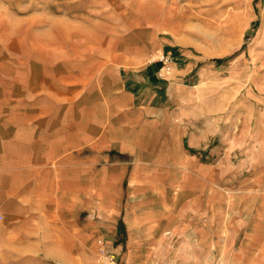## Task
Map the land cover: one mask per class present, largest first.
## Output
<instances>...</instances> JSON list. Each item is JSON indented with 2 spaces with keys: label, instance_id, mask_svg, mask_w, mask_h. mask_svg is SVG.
Returning a JSON list of instances; mask_svg holds the SVG:
<instances>
[{
  "label": "crops",
  "instance_id": "1",
  "mask_svg": "<svg viewBox=\"0 0 264 264\" xmlns=\"http://www.w3.org/2000/svg\"><path fill=\"white\" fill-rule=\"evenodd\" d=\"M172 15L160 0L30 15L23 73L0 71V251L92 264L102 240L109 264H206L219 220L220 242L247 227L234 257L264 264V128L219 115Z\"/></svg>",
  "mask_w": 264,
  "mask_h": 264
},
{
  "label": "rangeland",
  "instance_id": "2",
  "mask_svg": "<svg viewBox=\"0 0 264 264\" xmlns=\"http://www.w3.org/2000/svg\"><path fill=\"white\" fill-rule=\"evenodd\" d=\"M160 1L171 8L170 21L180 23L179 41L201 62L199 67L207 69L203 82L207 90L219 97V115L236 114L241 135L264 128V29H258L264 18V0ZM49 4H55V0H0L1 72L7 73L15 62L16 73H23L29 53L26 42L39 40V29H26L25 25L30 23L27 20L32 13H39ZM163 68L161 63L159 77ZM215 225L214 222L209 226L206 264H248V258L233 256L243 244L247 227L234 235L233 227L225 226L224 240L220 242L215 231H219V220ZM231 235L234 241L230 240ZM195 253L199 254V250ZM5 254L9 257L2 256ZM26 255L29 252L25 249L0 251V264H67L60 258ZM98 259L94 254L92 264ZM192 261L205 264L199 257Z\"/></svg>",
  "mask_w": 264,
  "mask_h": 264
},
{
  "label": "built area",
  "instance_id": "3",
  "mask_svg": "<svg viewBox=\"0 0 264 264\" xmlns=\"http://www.w3.org/2000/svg\"><path fill=\"white\" fill-rule=\"evenodd\" d=\"M171 60H172L171 57L167 54L163 53L159 56V61L162 63L164 68L168 67V65L171 63ZM3 220H4V215L0 208V224L3 222ZM97 244H98L97 255L99 259L96 262V264H105V262H108L114 259L113 253H111L107 249V247L104 244V241L99 240L97 241Z\"/></svg>",
  "mask_w": 264,
  "mask_h": 264
}]
</instances>
